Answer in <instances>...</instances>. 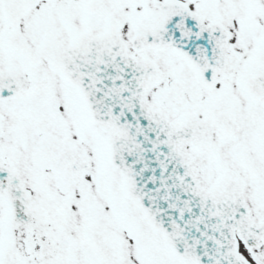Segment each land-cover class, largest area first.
Returning <instances> with one entry per match:
<instances>
[{
  "label": "snow or ice",
  "instance_id": "6c2138e0",
  "mask_svg": "<svg viewBox=\"0 0 264 264\" xmlns=\"http://www.w3.org/2000/svg\"><path fill=\"white\" fill-rule=\"evenodd\" d=\"M0 264H264V0H0Z\"/></svg>",
  "mask_w": 264,
  "mask_h": 264
}]
</instances>
